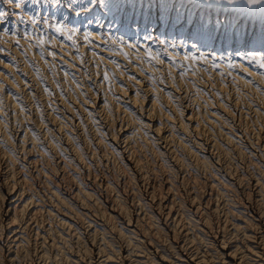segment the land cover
Segmentation results:
<instances>
[{
    "label": "bare ground",
    "instance_id": "6f19581e",
    "mask_svg": "<svg viewBox=\"0 0 264 264\" xmlns=\"http://www.w3.org/2000/svg\"><path fill=\"white\" fill-rule=\"evenodd\" d=\"M25 1L0 0V264H264V140L235 114L264 101V67L249 62L264 56L251 38L264 23L202 0H135L66 25ZM58 23L78 30L75 46Z\"/></svg>",
    "mask_w": 264,
    "mask_h": 264
},
{
    "label": "snow or ice",
    "instance_id": "6c2138e0",
    "mask_svg": "<svg viewBox=\"0 0 264 264\" xmlns=\"http://www.w3.org/2000/svg\"><path fill=\"white\" fill-rule=\"evenodd\" d=\"M135 0H51L49 7H56L60 9L62 12H69L71 17L80 18L85 17L90 20L103 19L106 17H111L115 19V17L119 14L120 10L124 7H128L133 4ZM223 4L226 5H234L237 3V0H222ZM264 2V0H247L248 4H256ZM221 4V0H205L204 5H198V8H204L207 11L214 12L216 7ZM17 7H21L20 4H17ZM215 18L206 17L203 21L199 22V30L196 33L197 38L201 41V43L206 47L208 46L207 42L211 39V30L209 25L214 23ZM36 23V21H32ZM84 21H82L83 23ZM54 31L60 36L64 37L67 40L72 41L73 46H75L76 41L73 38L78 34V30L75 28H66L63 24H56L54 26ZM84 40H91V33L84 32L83 33ZM26 38V37H25ZM19 41H17V44ZM120 44H124L125 47L131 48L132 45L127 44L125 41L120 40ZM38 44L43 46L46 44L42 38H38ZM261 45L264 46V41H261ZM136 47H139L138 45ZM78 51V49H77ZM121 55L127 57V53L123 51V49L117 48ZM143 51L147 54V59L152 60L153 58L159 59L158 53L150 52L147 48L143 49ZM55 57V53H50ZM191 60H196V57L189 58ZM249 62H255L260 67H264V56L252 55L249 57ZM216 65L213 64V67ZM229 67H234V65L229 64ZM107 79V77H105Z\"/></svg>",
    "mask_w": 264,
    "mask_h": 264
},
{
    "label": "rangeland",
    "instance_id": "374dc122",
    "mask_svg": "<svg viewBox=\"0 0 264 264\" xmlns=\"http://www.w3.org/2000/svg\"><path fill=\"white\" fill-rule=\"evenodd\" d=\"M29 1V2H28ZM33 1V2H32ZM203 2H205V0H202ZM50 2H51V0H26L24 3H27V5H29L30 3L32 4V5H34V8L31 10L32 12V14H33V17H38V18H41V19H44L45 18V16H49L50 18H52L53 16H54V14L56 13V14H58V16H60L61 17V20H63V21H65V23L64 24H68V23H70L69 22V20L68 19H66L67 18V16L66 15H70V13L69 12H62L61 10H58L56 7H49L48 5L50 4ZM167 5V6H166ZM228 6V7H230V8H232V9H234V10H236V12L237 13H239L240 15H243V17L244 18H248L249 19V21H255V22H257V24L258 23H264V2H261V3H256V4H248L247 3V0H237V3L236 4H234V5H231V6H229V5H226V4H223V2H222V0H221V4L219 5L220 7H223V6ZM37 6V7H36ZM218 6V7H219ZM167 7V8H166ZM218 7H216V8H218ZM52 8V9H51ZM171 6H169V4L168 3H166L165 4V6H164V10L165 11H167V10H171ZM40 9V10H39ZM180 12L182 13L181 14V16L183 15V14H185V12H183L182 10H180ZM69 13V14H68ZM64 16H66V17H64ZM239 16V15H238ZM62 17H63V19H62ZM236 18V16L234 17V19ZM25 20L26 19H24L23 18V23H25ZM27 21V20H26ZM233 21H235V20H233ZM232 22V21H231ZM230 22V25H227L226 27H229L230 28V26L232 27V23ZM168 23V22H167ZM179 22L177 21V22H174V23H171L170 25H176V24H178ZM68 27V26H67ZM258 28L259 27H257V25H256V28H255V30H258ZM216 28H213V30H212V32H214L213 34H215V32H216ZM230 29H225L224 28V30L223 31H225L224 33H220V34H222V35H224V37L228 40V41H230L232 44H234V46H237V45H239L238 44V42H239V39L238 38H236L235 36L233 37V38H231L232 37V34L233 35H236V34H234V33H229L230 31H229ZM241 31V30H240ZM217 33H219V31L217 32ZM225 34H227V35H225ZM229 35V36H228ZM238 36H240L239 34H237ZM245 36H247L246 38L248 39L249 37H250V35H249V33H246L245 34ZM262 36V37H261ZM74 38V37H73ZM251 38H253V39H261V40H263L264 41V33L262 34L261 33V35H260V37H258L257 35H255V36H253V37H251ZM75 39V38H74ZM238 39V40H237ZM76 40V39H75ZM232 40H234V41H232ZM47 44V43H46ZM47 59V61H48V58H46ZM35 60H33L32 62H31V64H33L32 66L33 67H36L37 66V63H35L34 62ZM57 61V60H56ZM36 64V66H35V64ZM39 66H41V68H42V70H51V72H54L55 73V76L57 75L56 74V70L54 69V67L51 69V68H49L47 65H45V66H42V65H39ZM44 67H46L45 69H44ZM47 68H49V69H47ZM45 70V71H46ZM234 86H235V84H234ZM238 87H240V86H238ZM233 90V91H232ZM65 91V90H64ZM225 91H226V96H228L229 95V97H233V96H235V94H234V92H235V90H234V87H233V85H232V82H231V80H227L226 81V89H225ZM65 94V96L67 95V93L66 92H64ZM229 93V94H228ZM256 96H254V95H252V98L254 99ZM226 98H228V97H226ZM258 99V100H257ZM228 100V99H227ZM230 100V99H229ZM228 100V101H229ZM255 101H254V103H256L257 104V106H254L253 108H258L259 110H261V112L263 113L262 114V116L261 117H256L255 118V116H254V110H253V108L252 109H247L246 110V108H242V107H238V108H235V110H236V116L237 117H239V115H240V111H242V113L243 114H246V113H244L245 111L247 112V113H249V114H246L247 116H245L247 119H244V117H242L244 120H243V125H241V128H245V127H248V128H253L252 127V125H255V129L256 130H253V132L251 131L249 134V137L251 136V140H254V141H258V137L259 138H262L263 140H264V137H263V133L262 132H264V130H262L261 128V126L259 127V123H260V120L264 117V101L262 102V100H259V98H255L254 99ZM261 101V102H260ZM258 102H259V104H258ZM262 103V104H261ZM261 107V108H260ZM263 107V108H262ZM239 111V112H238ZM238 113V114H237ZM253 114V115H252ZM251 115V117H253L252 118V121H249L250 119H251V117H249ZM244 116V115H243ZM261 118V119H260ZM256 119V120H255ZM260 119V120H259ZM246 120H247V123H246ZM244 121H245V123H244ZM258 121V122H257ZM263 121V120H262ZM251 122V123H250ZM255 122V123H254ZM256 122H257V125H256ZM251 124V125H250ZM248 125V126H247ZM243 128V129H244ZM257 128H259V129H257ZM258 130V131H257ZM259 130H261L260 132H259ZM252 134V135H251ZM259 134V135H258ZM261 136V137H260ZM245 136H243L242 137V139H241V144L239 145V146H245L247 143H246V141H247V138L245 137ZM256 137V138H255ZM262 148H264V146L262 147V146H260V148L259 149H261V157H259V160H258V162L260 163V164H263L264 162V159H263V157H264V155H263V157H262V153L264 154V149H262ZM241 150L243 151V153H242V151L240 152V154L238 155V154H236V153H233L232 155H231V161L232 162H235V163H232L233 164V166L234 165H236V166H234L235 168H236V170H237V172H241V173H243V172H247L248 170H249V164H250V157H248L247 155H245L244 154V150L241 148ZM263 150V151H262ZM258 154V155H259ZM240 157V158H239ZM242 157V158H241ZM239 158V159H238ZM249 158V159H248ZM262 158V159H261ZM234 160V161H233ZM261 160V161H260ZM257 161V160H256ZM248 164V165H247ZM246 165V166H245ZM239 167H241V168H239ZM247 167V168H246ZM245 169V170H244ZM236 170L234 171L235 173H236ZM3 194H4V192H3Z\"/></svg>",
    "mask_w": 264,
    "mask_h": 264
}]
</instances>
